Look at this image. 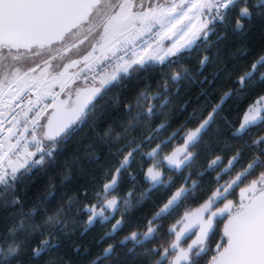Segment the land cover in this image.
Returning <instances> with one entry per match:
<instances>
[{"label":"snow or ice","instance_id":"6c2138e0","mask_svg":"<svg viewBox=\"0 0 264 264\" xmlns=\"http://www.w3.org/2000/svg\"><path fill=\"white\" fill-rule=\"evenodd\" d=\"M3 8L0 197H6V206L21 204L13 194L19 179L54 160L57 150L82 126L90 122L95 125L101 118L97 107L104 94L128 78L159 67L163 78L157 83L162 90L153 95L146 86L137 95L135 107L125 105L126 118L97 132L100 144L109 149L126 143L118 149L122 156L118 167L105 172L102 187L82 193L85 203L76 209L87 216L86 221H79L83 226L81 236L97 223L106 225L110 221H114L111 229L100 243L115 240L122 231L124 217L135 205L133 192L120 197L118 185L125 174L136 179L130 165L137 157L150 165L146 169L141 165L150 187L140 194L136 204L153 189H167V199L157 206L143 230H133L117 242L107 243L102 254L89 264H119L117 246L129 241L130 253L148 241H157L155 246L136 253L144 264H264V134L253 138L251 145L242 144L230 158L215 155L195 173V179L191 171L197 156L207 147L206 138L219 136L218 119L225 100L234 91L264 86V50L237 77L238 88L225 91L206 114L192 109L188 119L167 139H160V133L171 127L168 122L136 138L138 126L156 119L171 97L179 94L183 82L214 84L220 73L213 80L204 76L197 81L183 67L186 55L210 45L209 37L217 33L218 25L227 28L233 13L235 32H243L246 22L264 21V0H14ZM226 35L222 32L217 39ZM236 54L246 56L248 48L242 46ZM24 56L28 63H23ZM210 60L208 55L200 59L201 75ZM174 67L170 77L166 76L164 70ZM145 102L149 103L143 107ZM192 103L186 101L181 112H187ZM223 123L233 137L241 139L253 128L264 127V87L247 105L238 126L233 128L227 117ZM177 137L181 143L171 147ZM245 147L254 151L241 166ZM92 162L98 163L99 157ZM177 173L182 182L173 185ZM206 173L214 174V183L204 191L202 178ZM53 195L46 193L45 200ZM76 203L77 198H69L46 214L41 224L27 223L24 217L35 216L36 209L24 213L21 206L20 222L7 232L11 242L0 244V264H12L19 257L25 245V241L15 239L20 232L26 237L37 233L41 236L40 243L31 250L34 260L59 248L77 223L70 215ZM43 229H48L46 234ZM74 251L81 253L79 247Z\"/></svg>","mask_w":264,"mask_h":264},{"label":"trees","instance_id":"16d2710c","mask_svg":"<svg viewBox=\"0 0 264 264\" xmlns=\"http://www.w3.org/2000/svg\"><path fill=\"white\" fill-rule=\"evenodd\" d=\"M235 15L236 13H233L229 17L230 22L227 28L222 25L217 26V33L209 37L210 45L193 49L183 61V67L188 68L197 81L203 79L204 76L213 80L214 75L219 72L220 75L215 79L214 84L201 85L198 82H183L179 94L171 97L169 104L156 119L142 122L138 126L137 140L146 134L147 129H151L161 122L162 118L164 122L171 124V128L176 127L188 118L192 109L195 108L198 112L202 110L204 113L212 104L219 101L225 91L238 88L235 83L237 77L249 69L253 59L261 50H264V21L256 19L246 22L243 32H235L233 31ZM222 32H226L227 35L224 39L218 40L217 35ZM242 46L248 48V55L239 56L236 54L237 49ZM204 55H208L211 60L205 65L201 75L199 61ZM175 70L174 67L165 69L164 72L166 76L170 77L171 72ZM162 78L161 71L157 67L128 78L119 87L113 86L99 99L97 113L101 114V118L96 121L95 125L90 122L82 126L57 150L54 160L48 161L43 166H37L16 182L13 194L19 198L21 204L12 205L9 203L6 206V197H0V244L5 245L11 242V238L7 236L8 229L18 225L21 220V206L24 213L36 209L35 216L24 217L27 223L41 224L46 214H51L58 206L66 203L69 198H77V203L70 214L72 220L77 223L71 234L63 237L61 246L41 259L34 260L31 250L40 243L41 236L37 233L26 237L22 232L17 233L15 239L25 241V245L19 257L14 259L12 264H89L92 259L101 254L103 247L108 243L107 240L103 244L100 243L101 237L105 234L104 227L94 226L81 236L83 226L79 221H86L87 216L82 212L78 214L76 209L82 208L85 203L82 196L85 189L94 192L98 187H102L105 172L114 170L121 158L118 149L126 141L114 144L109 149L100 144L97 132L102 133L108 124L126 118L125 105L133 104L135 107L137 95L146 86H149L153 95L162 90L157 83ZM261 87L264 86L246 88L239 93L234 91L236 97L228 103L224 113L231 125L236 122L239 111L247 107ZM202 88L207 89V92L202 94ZM197 97H200L198 102H196ZM186 101H193V103L187 112L182 113L181 110ZM147 103L149 102H145L143 107H146ZM156 106L159 107V102H156ZM219 125V136L208 138L212 149H219L220 146L233 142L224 123L219 122ZM243 142H247V137ZM235 143L237 144V142ZM90 145L91 147H89ZM94 157H99L98 163L92 162ZM69 175L71 178L65 179ZM48 192H53L54 195L45 200ZM156 202V199L153 198L129 213L126 217V225L120 233L125 234L140 225L154 209ZM43 231L46 234L48 229H43ZM75 247L81 249L80 254L74 251ZM118 261L119 264H144L139 255L128 254L123 248L119 249Z\"/></svg>","mask_w":264,"mask_h":264},{"label":"flooded vegetation","instance_id":"af4514ba","mask_svg":"<svg viewBox=\"0 0 264 264\" xmlns=\"http://www.w3.org/2000/svg\"><path fill=\"white\" fill-rule=\"evenodd\" d=\"M22 61H23V63H28V57L27 58H22ZM9 62H11V61H9ZM235 97H236V95L233 92V94L227 100H225L224 105H222L223 111L221 112L220 119H218V124H219V122L220 123L223 122V118L225 117V114H224L225 113V107ZM210 109H211V106L207 109V111H210ZM244 110L245 109H241L239 111L238 118H237L236 122L232 125L233 128L238 126V122H239ZM207 111L204 112V114H206ZM160 121L161 122H159L157 125L153 126L151 129H147L146 134H148L153 128L157 127L160 123H165L163 118ZM178 126H176V127H178ZM189 126H191V124ZM176 127H172V128L169 127L166 130H163L160 133V139H167L168 135H170L171 132L174 131ZM263 129H264L263 127L253 128L249 132V134L247 136L243 137V139H241L239 137H233L231 135V131L228 129L229 133H230V136H231V140L234 143L237 142V144L236 143L234 144L233 142H231L229 145H227V147L225 145H223V146H220L219 149H212V147L210 146V144L208 142V138L209 137H207L206 138L207 147H204L202 149V151L199 153V155L197 156L196 167L191 170L193 172V178L194 179L196 178L195 173L197 171L203 170V168L207 166V163L210 161V159L214 158L215 155L221 154V155H223L225 157V159L230 158V156L234 153V151L237 148H239L242 144L245 143V142H243L245 137H247V144L251 145V142H252L253 138L257 137L260 134H264V130ZM157 142H159V141H157ZM180 143H181L180 138L177 137L175 140H173L171 142V147H176ZM121 147H123V145ZM253 151H254V149L248 148V147H245L243 149V156H242V159L240 161L241 166H243V165H245L247 163V161L251 158V155H252ZM120 159H122V156H121ZM120 159L118 160V163L116 164L115 168L118 167ZM141 165H143L144 169H146L148 166H150L146 159L145 160H141L140 157H137L136 160L130 165L131 172L136 177V179L132 180L130 176L125 174L120 179V182H119V185H118V195L120 197H124L129 191L133 192L131 200H132L133 204L135 205V207L129 213H131L133 210L137 209L138 207H141L143 204L147 203L149 200H151L153 198L156 199L157 202L155 204L154 209L144 219V221L140 225L136 226L135 228H133L132 230H130L129 232H127L125 234H128V233H130L133 230H143L144 225L146 224L147 220L150 219L151 216L154 214V212L157 210V206L158 205H162V203L165 202V200L167 199V196H168V190L167 189H163L162 188L159 192H156L155 189H153L152 191L148 192V197L147 198H145L141 203L136 204L137 200L140 197V194L145 192V191H147L149 189V187H150V182L144 179V171L142 170ZM115 168H114V170H115ZM185 174H187V173H185ZM227 178H228L227 176H224V179H227ZM181 182H182V179H181V176H180L179 173H177L176 175L173 176V180H172L173 185H178ZM213 183H214V174L209 175V174L206 173L205 176L202 178V184H203L204 191H207L209 188H211ZM172 190H175V189L173 188ZM153 193H155V194H153ZM129 213H127L126 216L124 217L125 221H126V217H127V215ZM116 218H120L119 214H117ZM113 222L114 221H110L106 225H100L99 223H97L95 226L104 227V232L106 233V232L110 231L111 223H113ZM125 225H126V223H125ZM166 227H167V224L165 225V228ZM125 234L119 233L115 237V240L108 239L107 241H108V243H115L119 239L123 238V236ZM156 243H157V241H148V242H146V244L143 247H140V246L136 247L134 253H137L138 251H141V250L143 251V250H145V248H151V247L155 246ZM131 247H132V242L129 241L124 246H119L118 245L117 246V252L119 253V249L123 248V249H126V252L128 254H134V253L128 252V249L131 248ZM102 252H101V254H102Z\"/></svg>","mask_w":264,"mask_h":264},{"label":"water","instance_id":"95a60500","mask_svg":"<svg viewBox=\"0 0 264 264\" xmlns=\"http://www.w3.org/2000/svg\"><path fill=\"white\" fill-rule=\"evenodd\" d=\"M12 2H14V0H0V18H2L3 15H4V8H3V5H4L5 3H12Z\"/></svg>","mask_w":264,"mask_h":264},{"label":"rangeland","instance_id":"374dc122","mask_svg":"<svg viewBox=\"0 0 264 264\" xmlns=\"http://www.w3.org/2000/svg\"><path fill=\"white\" fill-rule=\"evenodd\" d=\"M23 58H27V56H24ZM53 63H56V61H53Z\"/></svg>","mask_w":264,"mask_h":264},{"label":"built area","instance_id":"2783aa9c","mask_svg":"<svg viewBox=\"0 0 264 264\" xmlns=\"http://www.w3.org/2000/svg\"><path fill=\"white\" fill-rule=\"evenodd\" d=\"M33 99H34V97H33Z\"/></svg>","mask_w":264,"mask_h":264}]
</instances>
